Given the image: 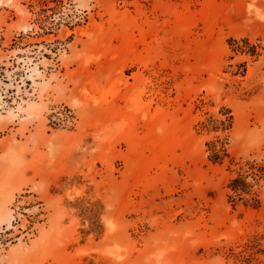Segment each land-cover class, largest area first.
Here are the masks:
<instances>
[{
	"label": "rangeland",
	"instance_id": "obj_1",
	"mask_svg": "<svg viewBox=\"0 0 264 264\" xmlns=\"http://www.w3.org/2000/svg\"><path fill=\"white\" fill-rule=\"evenodd\" d=\"M248 161L264 0H0V264H264Z\"/></svg>",
	"mask_w": 264,
	"mask_h": 264
},
{
	"label": "trees",
	"instance_id": "obj_2",
	"mask_svg": "<svg viewBox=\"0 0 264 264\" xmlns=\"http://www.w3.org/2000/svg\"><path fill=\"white\" fill-rule=\"evenodd\" d=\"M225 114L224 119L210 118L199 124L202 132L207 134H218L229 132L233 127V117ZM227 139L211 140L206 143L209 152L208 159L213 164L222 165L231 159L227 148ZM264 186V163L246 162L240 166L235 175L231 177L227 188L229 190L228 199L233 205L243 203L245 206L258 208L260 206L259 190Z\"/></svg>",
	"mask_w": 264,
	"mask_h": 264
}]
</instances>
